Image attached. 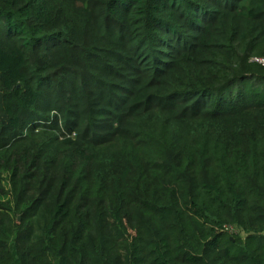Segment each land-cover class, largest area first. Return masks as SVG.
Listing matches in <instances>:
<instances>
[{"label":"trees","instance_id":"obj_1","mask_svg":"<svg viewBox=\"0 0 264 264\" xmlns=\"http://www.w3.org/2000/svg\"><path fill=\"white\" fill-rule=\"evenodd\" d=\"M256 57L264 0H0V264H264Z\"/></svg>","mask_w":264,"mask_h":264},{"label":"built area","instance_id":"obj_2","mask_svg":"<svg viewBox=\"0 0 264 264\" xmlns=\"http://www.w3.org/2000/svg\"><path fill=\"white\" fill-rule=\"evenodd\" d=\"M253 61L255 62H258V63H261V64H264V58H253L252 59ZM227 229H230L231 231H238L237 229H235L234 227H226Z\"/></svg>","mask_w":264,"mask_h":264}]
</instances>
